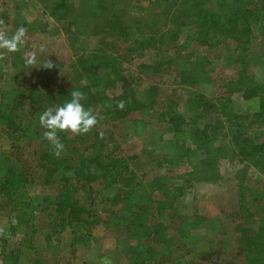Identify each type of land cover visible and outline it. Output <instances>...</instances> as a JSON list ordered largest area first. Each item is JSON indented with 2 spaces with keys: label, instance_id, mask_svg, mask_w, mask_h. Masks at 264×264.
<instances>
[{
  "label": "rangeland",
  "instance_id": "rangeland-1",
  "mask_svg": "<svg viewBox=\"0 0 264 264\" xmlns=\"http://www.w3.org/2000/svg\"><path fill=\"white\" fill-rule=\"evenodd\" d=\"M66 1L72 7L81 3L80 0ZM95 1L103 8L95 14L96 17L87 19L85 13L81 12L77 16V22H73L75 11H57V4L61 0H0V16L8 24L9 34L20 25L25 26L28 30V44L22 52L33 51L36 54V62L31 67L25 66L22 52L6 54L8 61L0 62V102L6 90L22 92L28 98L35 96L42 107L36 109L42 112L45 108L60 105L57 93L61 91L70 94L75 89L86 93L85 88L94 80L87 79V67L75 64L83 55L97 53L101 63L106 65L108 74V69L119 64L125 82L112 76L114 80L107 83L104 91L96 92V101L90 99L87 104V107H92L102 117L95 127L98 136L101 132L113 136L104 145L112 142L108 149H113L116 156L131 158L129 168L135 169L145 181L156 176H166L169 178L165 183L175 189L183 187V181L188 178L186 175L191 173L193 161L203 159L205 164L203 172L200 171L195 176L201 178V181L193 180L190 189L183 190L182 193L173 192L168 199L160 194V188L153 189L152 195L150 194L152 201L163 202L167 199L173 206L162 210L163 218L161 216L159 219V213H155L153 218L161 220L168 227L165 236L169 241V252L168 248L163 249L161 243H151V246L143 240L145 245L155 251L154 264H240L241 259L235 254L238 237L234 233V227L241 222L240 195L244 197L243 208L256 212V205L251 197L257 191H264V175L232 159L229 153L232 146L230 138L235 129L231 128L226 119L219 118L212 109L207 108L206 111L203 102L222 96L226 90L220 88V80L235 82L241 71L264 88V32L259 26L254 27L250 35L237 39L239 47L242 44L247 47L245 52L240 50L231 54L235 43L228 44L224 35L217 37L221 42L216 46H208L211 45L213 30L201 27V23L210 17L209 0ZM192 21L194 24L191 26ZM198 23L199 26L196 25ZM202 31L207 34L201 35ZM168 33H172L169 34V39L176 38L174 42L165 36ZM144 37L164 41L160 47L161 53L153 49L141 52L140 49L144 47L141 40ZM203 41L207 46H202ZM174 54L181 57L193 55L192 59H188L190 63H195L196 60L193 59L197 57V63L207 72V75L203 74L205 78L202 80L197 70L189 68L188 71H192L197 79L196 85H189L187 82L190 80L184 79L187 77L176 79L177 65L171 64L163 74L152 73L142 67L155 66L165 55ZM47 60L55 65L50 70L42 66ZM45 79L48 80L49 90L41 86ZM198 96L205 100L199 101ZM229 97L230 112L244 116L245 122L241 123L243 126L253 121L261 112V103L257 97L244 99L240 90ZM101 99H114L116 103L124 101L123 107H117L123 115L111 114L107 106H100ZM200 102V106H197ZM164 106L172 108L170 113L173 114L177 128L171 122L158 121ZM33 110L35 111V107H31L28 112L19 111L22 117L17 119V124L26 126L27 122L36 123L38 117L32 114L35 113ZM29 126L26 127L34 133L19 139L15 144L19 151L11 149L12 143L0 133V153L9 156L15 154L16 161L12 163V168L28 169V193L33 195L36 204L42 197L57 194L59 187L57 184L43 185L44 172L37 167L36 161L51 144L42 138L45 129L40 123L36 128L34 125ZM205 129L212 139L211 148L215 150L213 154L216 151L220 154L214 162H208L202 156L207 151L205 142L198 150L191 147V135ZM248 133L253 134L251 136L254 138L259 135L255 130H249ZM66 134L70 140L67 148L76 155L81 154L85 146L78 144L70 133ZM262 139L264 136L260 138ZM3 159L0 156V182L5 178L4 166H7ZM64 175L68 177L70 184L75 182L72 172L68 171ZM99 183H92L95 190L100 186ZM149 190V187L141 188V192L149 193ZM77 195L81 198V204L86 206L88 200L85 193L79 191ZM118 198L121 199L122 196ZM5 210L9 214V208ZM38 212L39 210L36 214ZM40 212L46 214L49 211ZM207 236L212 239L207 241ZM120 264L126 262L121 261Z\"/></svg>",
  "mask_w": 264,
  "mask_h": 264
},
{
  "label": "trees",
  "instance_id": "trees-1",
  "mask_svg": "<svg viewBox=\"0 0 264 264\" xmlns=\"http://www.w3.org/2000/svg\"><path fill=\"white\" fill-rule=\"evenodd\" d=\"M163 1L166 2L167 0ZM66 2V0H61L57 4V11L67 10L70 13L75 11L76 15L73 22H77V16L81 12L85 13V17L89 19L96 17L95 14L103 9L95 0H80L81 3L75 7L68 5ZM208 2L211 5L209 8L211 10L210 17L207 18V21L205 19V22L202 21L201 23V27H208L213 30L211 33V45L208 44V46H216L220 41L217 37L224 35L226 42L229 41L228 44L231 42L235 43L231 54H234L235 51L240 52V50L244 53L247 47H244L243 44L239 47L240 43L237 39L241 36L250 35L252 29L256 26H259L261 31L264 32V0H209ZM176 24L178 25V23ZM190 24L192 26L194 21ZM196 25L199 26V23ZM200 33L203 36L207 34L204 31ZM169 34L172 33H168L165 36L168 37L169 41L172 39L174 42L176 38L169 39ZM160 41L144 37L141 40V44L144 47L140 51L153 49L161 53L160 47L164 41H161V44L155 47ZM203 45L207 46V43L203 41ZM98 57L97 53L85 54L75 62L79 66L87 67V79L94 80L89 82L88 88H85L87 99L82 103H84L86 108L90 99H93L94 102L96 101V92L104 91L107 83L114 80L112 76L116 80L122 79L125 82L122 76L123 71L120 69L119 64L108 69L110 72L108 74L106 65H103ZM192 58L193 55L191 54L185 57L177 54L171 56L165 55L164 58L160 59V63L155 64V66L142 67H146L152 73L163 74L166 72L165 68H169L171 64H174L178 66L177 80L187 77L184 79L190 80L187 82L189 85H196L195 80L197 79L194 77L192 71H188L189 68L197 70L202 80L205 78L203 74L207 75V72L197 63V57L193 59L196 60L195 63H190L188 59ZM4 61H8V59L5 58ZM244 73L242 75L238 73V79L232 83L221 79L220 88L222 87L226 92L224 91L225 93L222 96H216L213 101L198 97L199 101L205 100L203 105H206L204 108L206 111L207 108L212 109L217 113L219 118L226 119L231 124V128L235 129L233 136L230 138L232 146L229 149V153L232 159L236 163L241 165L246 164L261 175H264V139L260 140L264 136V88L255 83L251 78H247ZM47 84L48 80L45 79V82L41 85L42 88L49 90ZM239 90L243 92L244 99L248 100L257 97L261 103V112L255 116L253 121L248 122V125L246 124L245 126L242 125L245 122L244 116H238L230 112L231 99L229 96L234 92H239ZM4 94L0 102V133L5 135L12 143L11 149L19 151V147L15 145L19 139L34 133V131H30L26 126L30 127L29 125H34L36 128L39 120L36 123L31 121L27 122L26 126H19L17 119L22 117V115L18 112L21 110L28 112L31 110V107H35V111L33 110L35 113L32 114L39 117L46 108L42 112L36 109L37 107H42L39 106V102L35 96L28 98L22 92L15 93L10 92V90H6ZM57 96L58 102L60 99V105L71 99V95L67 91H61L57 93ZM99 101L100 106H107L111 114L115 116L123 115L115 105L117 103L114 99H101ZM200 104L201 102L197 106H200ZM128 111L129 109L126 112ZM170 111H172V108L164 106L158 117V121L163 123L171 122L177 128V124L175 123L174 125V117ZM109 117L112 118L110 115ZM184 124L188 125L187 123ZM249 130L258 131V137L254 138L251 136L253 134L249 135ZM206 131L205 129L195 135H191V147L194 146L195 150H198L204 142H207L206 144L204 143L207 151L203 152L202 156H205L204 160L208 162L213 160L214 162L220 154L217 151L213 154L214 149L211 148L212 139L206 134ZM58 136L65 145L62 156L56 158L52 155V145H50L44 153H41L37 157L36 161L37 167L44 172L43 185L57 184L59 187L57 194L49 198L42 197L39 203L34 204L33 197H30L28 193V185L30 184V181L26 178L28 169L24 167H11L12 163L16 161V156L13 153L8 158L3 159L7 166H4L5 178L3 182H0V208L3 210L9 208L10 215H15L21 222L26 223L31 221L33 214L38 210H48L49 212L46 213V217L48 219H57V235L64 232L67 226H70L75 242L82 246H87L90 241L89 230L94 225L89 221L91 219L89 206L94 202L100 203L105 207L110 224L124 228L126 238L134 242V244L129 245L128 249L124 250L126 255H129V264H154V249L141 242L145 240V243L150 244L161 243L164 250L168 248L169 241L166 240L165 236V231H167L168 227L161 220L153 218H155V213H159L158 217L160 219L162 210H166L168 207L173 208L172 203L169 200L167 201L171 193L176 191L182 193L183 190H188L193 186V180L195 182L201 181V178H195V176L202 171V167L205 165L203 164V159L193 161L191 163V173L186 175L188 178L183 181V187H179L178 189L173 187V189L171 185L169 186L165 183L169 177L156 176L145 181L138 175L135 169L129 168L130 163L128 162L132 161L131 158L127 159L116 156L113 149H108V145L110 146L112 142H107L108 145H104L106 140L112 139L113 136L111 134H106L104 135L105 139H101L94 127L88 134L74 136V140L78 144L85 146L83 152L78 155L72 151L70 152L67 148L70 140L67 139L65 132L58 133ZM157 164L162 166L159 162ZM31 171L32 168L29 169L30 173ZM68 171L74 175L73 180L75 182L73 184H70L68 177L64 175ZM95 182H100V186H97L98 189L96 190L92 186V183ZM164 183L165 185H162ZM143 187H149L151 190H149V193L147 191L141 192V188ZM155 188H160L159 192H161L160 194L163 198L167 197L165 201L151 200L150 194L152 195ZM79 191L85 193L86 200H88L86 206L81 204V198L77 195ZM118 196H122V198L119 199ZM251 198L256 205V212L243 208L245 205L244 197L242 194L240 195L239 206L241 207V213L239 220L241 222L234 227V233L238 237L235 254L241 259L240 264H264V191L255 192ZM206 239L209 241L212 237L207 236ZM47 241L50 243V239H47Z\"/></svg>",
  "mask_w": 264,
  "mask_h": 264
},
{
  "label": "crops",
  "instance_id": "crops-1",
  "mask_svg": "<svg viewBox=\"0 0 264 264\" xmlns=\"http://www.w3.org/2000/svg\"><path fill=\"white\" fill-rule=\"evenodd\" d=\"M0 156L6 159L9 154L0 153ZM4 210L0 208V228L6 233V238L0 237V264H120L121 261L129 264V255L124 250L134 242L126 238L124 228L110 224L105 207L100 203L89 206V221L94 225L89 230L87 246L75 242L70 226L57 235V219H48L43 212L33 214L28 223L16 216L19 223L12 225L13 215Z\"/></svg>",
  "mask_w": 264,
  "mask_h": 264
},
{
  "label": "clouds",
  "instance_id": "clouds-1",
  "mask_svg": "<svg viewBox=\"0 0 264 264\" xmlns=\"http://www.w3.org/2000/svg\"><path fill=\"white\" fill-rule=\"evenodd\" d=\"M27 28L20 25L14 32L9 34L8 24L0 16V62L4 61L6 54L22 52L28 44ZM22 59L26 67H31L36 62V54L33 51H23ZM42 66L46 69H52L55 65L51 60H47ZM71 99L58 106L46 108L38 117L39 123L45 131L42 138L49 141L52 145L51 154L60 158L64 152L65 145L58 136V132L70 133L73 136L88 134L99 122L98 114L92 107H85L83 101L87 99L85 93L79 90H73L70 93ZM124 101H118L117 107H123ZM103 139V132L100 134ZM12 225L19 223L15 215L11 219ZM10 235V234H7ZM0 237L6 238L3 228H0Z\"/></svg>",
  "mask_w": 264,
  "mask_h": 264
}]
</instances>
